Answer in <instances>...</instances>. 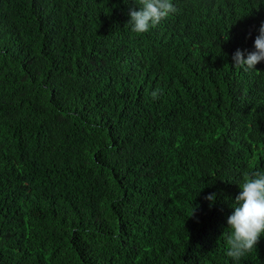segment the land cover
Here are the masks:
<instances>
[{"label":"trees","instance_id":"obj_1","mask_svg":"<svg viewBox=\"0 0 264 264\" xmlns=\"http://www.w3.org/2000/svg\"><path fill=\"white\" fill-rule=\"evenodd\" d=\"M171 2L137 34V0H0V264H264L222 236L264 172V61L232 60L264 0Z\"/></svg>","mask_w":264,"mask_h":264},{"label":"clouds","instance_id":"obj_2","mask_svg":"<svg viewBox=\"0 0 264 264\" xmlns=\"http://www.w3.org/2000/svg\"><path fill=\"white\" fill-rule=\"evenodd\" d=\"M137 4L139 10H130V19L127 22L131 31L137 34L155 28L177 11L171 0H137ZM258 33L254 41V51H235L232 57L234 67L249 72L256 70L255 66L264 61V22L261 23ZM159 92L160 90H156L151 93L154 100L159 98ZM239 188L241 191L232 205L234 211L227 219L229 231L222 235L227 245L226 255L234 262H239L252 252L264 234V172L246 174ZM205 199L210 202L211 207L215 203L216 194L212 193Z\"/></svg>","mask_w":264,"mask_h":264}]
</instances>
